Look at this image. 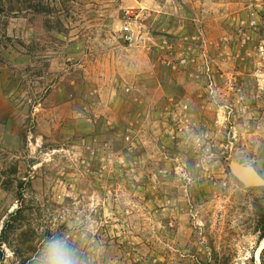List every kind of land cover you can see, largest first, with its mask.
<instances>
[{
  "label": "rangeland",
  "instance_id": "obj_1",
  "mask_svg": "<svg viewBox=\"0 0 264 264\" xmlns=\"http://www.w3.org/2000/svg\"><path fill=\"white\" fill-rule=\"evenodd\" d=\"M235 166L264 179V0H0L5 264L54 234L85 264H264Z\"/></svg>",
  "mask_w": 264,
  "mask_h": 264
},
{
  "label": "clouds",
  "instance_id": "obj_2",
  "mask_svg": "<svg viewBox=\"0 0 264 264\" xmlns=\"http://www.w3.org/2000/svg\"><path fill=\"white\" fill-rule=\"evenodd\" d=\"M34 264H85V261L81 259L80 249L67 237L54 234L45 240Z\"/></svg>",
  "mask_w": 264,
  "mask_h": 264
},
{
  "label": "water",
  "instance_id": "obj_3",
  "mask_svg": "<svg viewBox=\"0 0 264 264\" xmlns=\"http://www.w3.org/2000/svg\"><path fill=\"white\" fill-rule=\"evenodd\" d=\"M233 174L249 188L264 187L263 177L254 169L241 166L233 167Z\"/></svg>",
  "mask_w": 264,
  "mask_h": 264
},
{
  "label": "trees",
  "instance_id": "obj_4",
  "mask_svg": "<svg viewBox=\"0 0 264 264\" xmlns=\"http://www.w3.org/2000/svg\"><path fill=\"white\" fill-rule=\"evenodd\" d=\"M6 230H3L0 235V264H5V256L3 251V245L6 243L5 239Z\"/></svg>",
  "mask_w": 264,
  "mask_h": 264
},
{
  "label": "built area",
  "instance_id": "obj_5",
  "mask_svg": "<svg viewBox=\"0 0 264 264\" xmlns=\"http://www.w3.org/2000/svg\"><path fill=\"white\" fill-rule=\"evenodd\" d=\"M125 31H126V32H129V33H131V32H132V31H131V29H130V28H128V27H127V28H125ZM133 35L135 36V34H134V33H133Z\"/></svg>",
  "mask_w": 264,
  "mask_h": 264
}]
</instances>
